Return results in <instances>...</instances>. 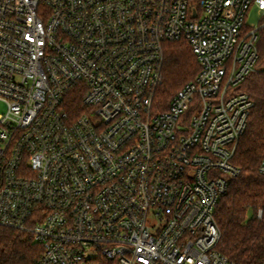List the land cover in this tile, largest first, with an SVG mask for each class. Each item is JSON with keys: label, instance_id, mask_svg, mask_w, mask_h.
Instances as JSON below:
<instances>
[{"label": "built area", "instance_id": "2783aa9c", "mask_svg": "<svg viewBox=\"0 0 264 264\" xmlns=\"http://www.w3.org/2000/svg\"><path fill=\"white\" fill-rule=\"evenodd\" d=\"M252 6L264 18V0H0V225L32 234L36 264H234L215 209L254 105ZM181 38L200 70L165 105Z\"/></svg>", "mask_w": 264, "mask_h": 264}, {"label": "trees", "instance_id": "16d2710c", "mask_svg": "<svg viewBox=\"0 0 264 264\" xmlns=\"http://www.w3.org/2000/svg\"><path fill=\"white\" fill-rule=\"evenodd\" d=\"M164 52L163 80L157 96L166 105L172 95L196 78L200 63L184 38L166 42ZM258 52L255 69L239 87L254 101L233 158L242 170L215 209L221 233L218 248L234 264L264 261V176L259 173L264 157V26L259 30ZM82 99V94L73 93L68 104L80 106ZM42 250L32 234L0 225V264H36Z\"/></svg>", "mask_w": 264, "mask_h": 264}, {"label": "rangeland", "instance_id": "374dc122", "mask_svg": "<svg viewBox=\"0 0 264 264\" xmlns=\"http://www.w3.org/2000/svg\"><path fill=\"white\" fill-rule=\"evenodd\" d=\"M264 18H261L260 13L258 12L255 6H252L247 15V24H257L260 23ZM4 110V106L0 104V112Z\"/></svg>", "mask_w": 264, "mask_h": 264}]
</instances>
